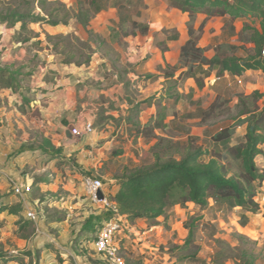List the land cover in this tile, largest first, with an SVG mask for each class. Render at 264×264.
Segmentation results:
<instances>
[{
	"label": "trees",
	"instance_id": "16d2710c",
	"mask_svg": "<svg viewBox=\"0 0 264 264\" xmlns=\"http://www.w3.org/2000/svg\"><path fill=\"white\" fill-rule=\"evenodd\" d=\"M100 0H91L89 6L93 7L92 15L85 7V2L77 4V10L71 16V11L57 0H0V23L8 28L19 26L14 40L17 42H29L38 35L33 33L29 27L32 24L50 27L68 26L69 20L73 18L87 33L86 41L70 35H48L44 34L45 41L50 49L58 57L59 63L63 65H74L80 67L90 62V54L84 56L77 54L76 49L70 44V40L80 43L82 50H90L98 53L102 41L98 40L97 34L92 33L89 27V20L92 16L108 8H116L118 0H108L110 6L95 5ZM107 1V0H106ZM169 7L186 14L189 19L198 15H205L206 19L194 31L188 27L189 40L181 48L182 66L187 68V75L195 80L197 88L201 89L203 81L208 79L212 72L217 77L227 74L230 77H240L247 71L260 72L264 74V60L261 57V50L264 47V0H167ZM212 19H221L224 27L240 21L242 27L237 34L238 45L223 42L218 46L217 52L211 59L204 56L203 49L199 48L198 41L203 33L206 23ZM133 29H139L140 35H146L147 28L131 22ZM225 30H223V35ZM223 37V36H222ZM174 39H176L174 37ZM97 43L98 49H92L91 44ZM253 46L252 53L245 57H239L238 51H244L245 45ZM144 64V60L134 65H128L127 70H120L118 78L128 74L134 68ZM202 66H208L203 70ZM20 71L12 72L9 69L0 70V80L11 89L16 88L19 82L16 77ZM171 72L166 73V79L173 78ZM140 78V77H139ZM143 80L153 82L158 76L145 75ZM165 98L177 101L179 95L174 85L167 87L164 92ZM164 97L157 96V93L145 99L147 105H159ZM263 98L262 93L254 91L250 95H239L237 108L238 114L232 124L227 125L210 137L209 146L190 147L182 152L176 149L178 159L173 157L174 149H169L170 143L166 140L157 139L155 131L166 127L164 123V108L159 105L158 113L151 117L144 127L133 123L138 135L145 140H156L152 150V162L148 165L127 164L122 168L120 174L114 176L117 190L109 201L115 206L117 212L127 222L135 220L154 221L164 217L167 208L178 205L184 208L188 204L203 209L209 201L215 205L225 204L233 209L239 208L246 213L256 214L259 206L255 201L257 192L264 182V170L259 169L256 159L263 156L261 150L264 147V105H258ZM218 97L213 103L200 114L206 119L212 116L215 109H218ZM108 120H113L109 118ZM237 130H243L236 136ZM166 143V145H165ZM173 146L172 148H174ZM161 151H158V150ZM40 151L45 156L55 161L56 166H71L76 169L74 156L66 157L60 149L55 148L50 142L42 140L39 145L25 144L21 146L18 153ZM157 150V151H154ZM168 155H170L168 157ZM87 176V175H85ZM89 177V176H88ZM47 176H41L37 182H47ZM36 181L34 183H37ZM49 202V201H48ZM21 208L17 205L9 206L4 203L0 196V215L3 213L18 214ZM44 210V221L46 224L61 223L66 218L63 211L48 213ZM113 216L110 210H103L98 215L88 217L76 241L86 239L91 235H97L98 230L104 221ZM20 230H27L32 226L28 220L20 219ZM187 237L181 246L175 247L179 253L186 252L194 246L193 225H186ZM96 236H94L95 239ZM40 252L25 254H7L0 250V264H25L22 257L29 258L26 264H41ZM195 255L191 257L194 259ZM241 261L237 264H254L253 257L249 253L241 255ZM105 264V263H103Z\"/></svg>",
	"mask_w": 264,
	"mask_h": 264
},
{
	"label": "rangeland",
	"instance_id": "374dc122",
	"mask_svg": "<svg viewBox=\"0 0 264 264\" xmlns=\"http://www.w3.org/2000/svg\"><path fill=\"white\" fill-rule=\"evenodd\" d=\"M63 3L70 11L71 16L77 10L79 2H85V7L90 15L93 13V7L89 6L91 0H57ZM118 7L108 8L105 11L99 12V15H94L89 20L88 29L93 33V30H99L98 37L102 41L100 49L96 55L98 57L108 54V57L115 61L121 60H137L144 57V52L139 51L142 46V41L145 37L153 35V38L162 39L167 34L172 37L175 33L174 25H178L181 20V15L178 10L169 7L167 0H118ZM112 4L111 1L100 0L95 5ZM104 12V13H103ZM106 13V14H105ZM202 16H196L192 21L188 17L186 27H192L196 31ZM114 18V19H112ZM131 22L146 27V35H140L139 29H133ZM210 25L206 38L202 44L203 51L207 56L214 51L217 52L218 46L224 41L233 45H238L237 34L241 30V22L227 24L225 27L219 19H212L206 23ZM36 25V24H34ZM161 25L163 26L162 34L156 35L157 31L153 29ZM68 26H71L74 31L70 34L80 41H86L87 33L81 26L71 18ZM67 27V26H66ZM92 28V29H91ZM152 29V30H151ZM150 32H154L152 35ZM220 30H225L223 37L217 36L211 38L213 33H218ZM206 31V30H205ZM76 34V35H75ZM45 39V37H44ZM212 39V40H211ZM211 40V41H210ZM223 40V41H222ZM156 43V42H154ZM70 44L76 49L77 54L84 56H94L90 50L83 49L80 43L70 40ZM92 49H98L97 43L91 44ZM217 46V48L215 47ZM245 50H239L237 55L245 57L246 54L252 53L253 46L246 44ZM130 49V50H129ZM60 59V58H59ZM179 68H172L176 72L177 69H182V59L178 60ZM208 68V66H206ZM124 69V68H123ZM171 71V72H172ZM170 72V71H169ZM187 79L179 80L178 92L182 95L179 103L169 105L166 113L167 127L155 134L157 139L166 140L170 143L169 149H174L173 157L178 159L176 149L181 152L187 148L198 146H209L210 137L221 128L232 124L239 109L237 108L239 95H250L254 91L263 94V98L258 101L261 107L264 105V74L257 72L256 74L240 78L238 80H229L225 77L218 81L215 75L204 81V86L200 91L195 86H190ZM193 89V90H191ZM218 89L221 97H218V105H221L212 116L202 119L199 110L206 107L214 98L213 94ZM151 91V90H150ZM193 91V92H192ZM149 92L140 95H148ZM243 130H237L238 136ZM156 140H144L141 138L140 143H136L134 155L136 163L133 161L127 164L148 165L152 162V147ZM166 145V143H165ZM175 146L174 148H172ZM262 152L264 150L261 148ZM157 151V150H154ZM158 151H161L160 149ZM264 155V154H263ZM170 155H168L169 157ZM35 160L36 167L42 169L46 166V162ZM257 164L264 168V158H257ZM57 168V167H56ZM57 168V172L61 171V176L71 178L78 175L76 179H71L73 193L70 194L62 188V185L67 184V180L57 184L55 195H47L49 193L44 188L42 194L35 191L34 202L41 203L48 197L51 207L48 203H43L38 209V213L44 220V210L48 209V213L54 211H63L66 213V218L61 224L63 225L62 235L53 236L54 231L47 229L45 221L38 223V232H35L36 227L32 224L27 230H20V220L12 222L8 220H0V250L7 254H25L35 252L40 249V257L49 256L48 264H103L96 255L93 248L94 236L88 234L86 239L78 242L76 236L80 233L85 221L88 217L100 214L104 209L98 204H92L89 199H86L82 188V178L85 173L80 169ZM89 177H98L94 173H86ZM118 174V173H117ZM70 175L71 177H68ZM101 179L105 184L106 194L111 197L114 184L109 183L106 178ZM4 191L0 186V193ZM261 191V192H260ZM31 194V196H32ZM86 199V200H85ZM65 200V201H64ZM83 203H90L84 206ZM66 202L67 208L61 205ZM80 202L81 208H73L76 202ZM255 201L259 206V211L256 214L246 213L243 210L226 207L225 204L217 206L213 201H209L208 205L199 209L191 204L184 208L178 205H172L167 208L164 217L157 218L154 221L135 220L134 222H126L123 232L116 238L119 246V254L123 258L125 264H237L243 253H249L253 257L254 264H264V187L257 192ZM41 211V212H40ZM85 214H82V212ZM23 220V219H22ZM25 220V218H24ZM127 223L130 226H127ZM193 225L194 246L186 251L179 253L175 247L181 246L187 237L185 226ZM152 228V229H151ZM151 229V230H150ZM40 232V233H39ZM69 236V240H68ZM64 237V238H62ZM50 242H45L46 240ZM42 243V244H41ZM43 243L52 245V249H46ZM77 244L82 247H76ZM195 255L194 259H191ZM40 258V263L44 260ZM23 261L28 263L27 256L22 257ZM13 264H19L14 262Z\"/></svg>",
	"mask_w": 264,
	"mask_h": 264
},
{
	"label": "crops",
	"instance_id": "0c3cea01",
	"mask_svg": "<svg viewBox=\"0 0 264 264\" xmlns=\"http://www.w3.org/2000/svg\"><path fill=\"white\" fill-rule=\"evenodd\" d=\"M179 13L182 17L179 24L174 25L175 33L172 37L167 34L162 39H155L152 35L154 32H150L152 29L149 30V34L152 36L145 37L141 48H139V51L144 52L142 58L144 64L134 68L128 74L122 75L121 78H118L120 70H127L128 65H134L142 60L139 58L132 61L130 59L115 61L110 59L107 53L100 57L95 53L86 65L80 67L63 65L59 63L58 57L53 54L50 45L44 40V34L51 36L70 34L74 31L71 26L50 27L32 24L29 29L38 37L21 43L13 39L19 28L18 25L8 28L5 24L0 23V70L20 71V75L16 77L19 85L14 89L6 86L0 80V186L4 190L0 196L3 197L5 204L17 205L21 208L16 215L1 214L0 220L5 219L13 224V222L24 219L27 211L38 213L37 211L43 203H48L47 206L51 207V202L49 203L47 200L49 196L37 204L33 200L35 197L33 194L35 191L42 194L44 188L49 192L47 195H55L57 184H61L66 179H68L67 184L62 185V188L70 194L73 193L74 190L69 184H71V179H76L78 175H76L77 177L68 175L71 178H66L67 174L64 173L65 176H61V171L57 172L58 167L55 161L38 150L18 153L21 146L25 144L39 145L42 140L48 141L52 146L60 149L66 157L73 155L74 164L85 175H87L86 173L99 174L98 177H95L99 180L110 177L109 183L114 184L111 195H114L117 190L114 176L121 173L127 162L136 163L134 145L140 143L141 138L144 139L137 134L133 123L144 127L151 117L157 115L159 105H161L165 113L164 123L168 124L166 123L168 106L179 103L182 98L177 89L181 79H187L186 81L191 82L190 86H195L200 91L195 80L187 75V68L183 67L177 69L176 72L172 71V68H179L178 60L181 57V48L189 40L188 27L185 26L188 16ZM196 16H202L199 27L206 17L202 14ZM219 20L222 22L221 19ZM210 28V25L204 27L198 41V46L201 49L207 47L202 44V41L204 38L207 39L205 36ZM163 29V26L158 25L153 30L157 31L156 35H161ZM93 33L98 35L99 30H93ZM210 36L212 39L217 36L221 38L223 31L220 30ZM215 47L217 48V46ZM208 52L204 53V56L211 59L215 55V51L207 56ZM202 69L207 70V67L202 66ZM169 71H172L171 73L174 75L170 80L164 78ZM256 73L247 71L240 77H230L227 74L217 77L215 72H212L210 77L215 75L218 81L223 77L232 81ZM145 75L158 76L159 78L150 82L141 78ZM171 85L175 86L179 95L177 101L165 98L164 92ZM147 91L148 95H137L139 92L143 94ZM156 93L157 96L164 97L158 106L143 103L145 99ZM213 96V100L199 112L206 110L216 97H221L218 89ZM109 118L113 120H108ZM83 123H90L93 133L81 138L72 136L71 128H80ZM262 149L264 150V147ZM259 157L264 158V155ZM35 160L37 162L44 160L43 162L47 164L40 169L36 167ZM64 167L72 168L71 166H61V168ZM258 167L260 169V166ZM262 170H264L263 167ZM41 176H47L48 181L37 182L36 179ZM9 180H12L15 185L29 187V192L23 193L21 196L14 195ZM35 181L37 183H34ZM263 187L264 182L260 190ZM86 199L88 200L87 197ZM85 200L81 203L84 206L88 204L91 206L90 203H83ZM64 201L61 202L63 203L61 205L67 208ZM89 202L91 201L89 200ZM81 203L77 201L73 208H81ZM82 214L85 212L83 211ZM43 221L41 219L39 223L41 224ZM128 225L130 226L127 223ZM45 226L54 231L53 236L54 234L62 235L61 229L64 227L61 223ZM38 228L39 226L35 232H38ZM45 242H50V240L47 239ZM43 244L46 249H52V245ZM76 247L81 248L82 245L77 244ZM41 259L44 260V263L41 264H48L47 261L50 258L42 256Z\"/></svg>",
	"mask_w": 264,
	"mask_h": 264
},
{
	"label": "built area",
	"instance_id": "2783aa9c",
	"mask_svg": "<svg viewBox=\"0 0 264 264\" xmlns=\"http://www.w3.org/2000/svg\"><path fill=\"white\" fill-rule=\"evenodd\" d=\"M261 57L264 60V47L261 50ZM92 133L93 128L90 123H83L80 128H71V135L74 137L81 138ZM9 183L12 193L16 196L29 192V187L15 185L12 180H9ZM82 188L84 194L92 203L98 204L104 210H110L113 213L111 218L103 222L93 241L96 255L105 264H125L119 254V246L116 239L124 230L125 218L117 212L114 204L109 201V196L105 193V186L101 180L85 176L82 178ZM99 191L103 195L102 200L97 199ZM25 219L30 221L37 229V224L42 219V216L34 211H27L25 212Z\"/></svg>",
	"mask_w": 264,
	"mask_h": 264
},
{
	"label": "water",
	"instance_id": "95a60500",
	"mask_svg": "<svg viewBox=\"0 0 264 264\" xmlns=\"http://www.w3.org/2000/svg\"><path fill=\"white\" fill-rule=\"evenodd\" d=\"M97 199L98 200H102L103 199V195H102V193L100 191L97 193Z\"/></svg>",
	"mask_w": 264,
	"mask_h": 264
}]
</instances>
